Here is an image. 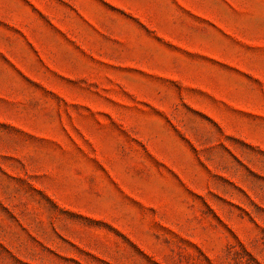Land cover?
Segmentation results:
<instances>
[{
  "label": "rangeland",
  "instance_id": "rangeland-1",
  "mask_svg": "<svg viewBox=\"0 0 264 264\" xmlns=\"http://www.w3.org/2000/svg\"><path fill=\"white\" fill-rule=\"evenodd\" d=\"M0 264H264V0H0Z\"/></svg>",
  "mask_w": 264,
  "mask_h": 264
}]
</instances>
